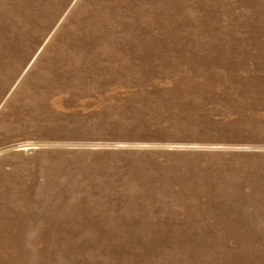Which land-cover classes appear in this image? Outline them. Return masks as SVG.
<instances>
[{
    "label": "rangeland",
    "instance_id": "obj_1",
    "mask_svg": "<svg viewBox=\"0 0 264 264\" xmlns=\"http://www.w3.org/2000/svg\"><path fill=\"white\" fill-rule=\"evenodd\" d=\"M0 264H264V0H0Z\"/></svg>",
    "mask_w": 264,
    "mask_h": 264
}]
</instances>
